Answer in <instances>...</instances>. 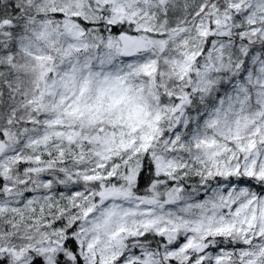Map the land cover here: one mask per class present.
Instances as JSON below:
<instances>
[{
  "label": "snow or ice",
  "instance_id": "1",
  "mask_svg": "<svg viewBox=\"0 0 264 264\" xmlns=\"http://www.w3.org/2000/svg\"><path fill=\"white\" fill-rule=\"evenodd\" d=\"M0 264H264V0H0Z\"/></svg>",
  "mask_w": 264,
  "mask_h": 264
}]
</instances>
